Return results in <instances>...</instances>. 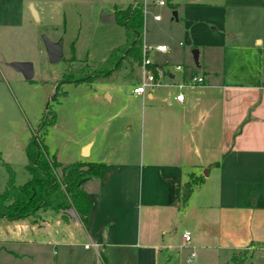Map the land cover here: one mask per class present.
I'll return each instance as SVG.
<instances>
[{"label": "crops", "instance_id": "crops-1", "mask_svg": "<svg viewBox=\"0 0 264 264\" xmlns=\"http://www.w3.org/2000/svg\"><path fill=\"white\" fill-rule=\"evenodd\" d=\"M72 1L0 0V12L7 15L17 2L21 20L31 8L38 23H47ZM209 6L217 42L207 52L218 64L204 67L205 83L186 88L182 103L169 91L143 98L150 102L142 125L148 148L134 161L102 163L108 166L102 178L85 186L92 204L87 225L53 210L11 221L31 239L6 236L0 246L33 249L26 256L6 247L12 254L5 259L39 262L47 247H61L63 261L56 264H242V251L264 248V0ZM85 146L82 162L92 155V143ZM188 182L192 192L183 201Z\"/></svg>", "mask_w": 264, "mask_h": 264}, {"label": "rangeland", "instance_id": "rangeland-1", "mask_svg": "<svg viewBox=\"0 0 264 264\" xmlns=\"http://www.w3.org/2000/svg\"><path fill=\"white\" fill-rule=\"evenodd\" d=\"M161 1L164 6L138 0L146 12L143 41L150 46L163 43L169 50L167 54H152L151 59L183 66L186 76L195 73L206 77L204 67L218 64L212 52H207L210 44L217 42L212 39L213 26L208 23V14L213 12L211 0ZM130 3L132 0H74L66 7V13L47 23H38L31 8L25 20H21L17 2H13V11L8 8L7 15L0 12V192L6 190L11 171L16 186L31 178L26 170V148L35 136H39L50 155L70 164L85 160L81 157L82 149L89 142L93 146L87 163L134 161L140 157L142 147L147 150L149 140L142 135V125L150 102L132 95L139 76L138 64L126 59L110 77L91 82L73 84L64 79L68 71L97 66L111 50L125 44L124 28L116 22L103 23L101 18L116 9H126ZM36 9L41 10L39 6ZM156 15L159 21L154 20ZM44 36L53 42L62 41L64 56L60 62L49 60ZM18 62L33 64V80H27L10 66ZM130 126L133 131L124 134ZM68 214L75 219L73 210ZM26 230L20 224L0 219V240L6 236L8 241L31 239ZM6 247L26 256L33 249L3 244L0 264L63 261L61 247H47L43 254L40 252L44 259L39 262L5 259L12 254ZM263 249L242 251V264H264Z\"/></svg>", "mask_w": 264, "mask_h": 264}, {"label": "trees", "instance_id": "trees-1", "mask_svg": "<svg viewBox=\"0 0 264 264\" xmlns=\"http://www.w3.org/2000/svg\"><path fill=\"white\" fill-rule=\"evenodd\" d=\"M116 23L125 30L126 41L111 50L105 61L95 67L74 69L65 75L66 83L79 84L113 75L126 59L142 63L144 11L137 2L124 10H116ZM27 172L31 176L22 186H16L11 171L7 188L0 192V219L21 221L36 218L41 211L53 210L69 219L73 210L79 222L86 226L92 207L85 186L89 181L100 180L108 166L102 163L79 162L63 164L50 155L46 146L35 136L26 148ZM194 182L182 186V200L187 201Z\"/></svg>", "mask_w": 264, "mask_h": 264}, {"label": "built area", "instance_id": "built-area-1", "mask_svg": "<svg viewBox=\"0 0 264 264\" xmlns=\"http://www.w3.org/2000/svg\"><path fill=\"white\" fill-rule=\"evenodd\" d=\"M157 4L160 6L165 5L163 1H159ZM145 13L144 11V15ZM154 19L160 20V17L154 16ZM168 51L166 45L150 46L143 41L142 63L139 66L137 84L132 88V95L146 98L148 95H153L156 91H169L173 92L175 102L182 103L184 101L183 91L186 88L200 86L205 83V78L201 75L191 73L189 76H186L183 66H171L167 63L157 64L151 59L152 54H166ZM174 73H178L180 78L175 79ZM182 237L185 243L191 241L190 232H184ZM194 259L195 254L193 253L186 262L190 263Z\"/></svg>", "mask_w": 264, "mask_h": 264}, {"label": "water", "instance_id": "water-1", "mask_svg": "<svg viewBox=\"0 0 264 264\" xmlns=\"http://www.w3.org/2000/svg\"><path fill=\"white\" fill-rule=\"evenodd\" d=\"M101 21L103 23H115L116 17L114 15H106V16L102 15ZM43 41L51 63L60 62L64 56L62 41L53 42L46 36L43 37ZM195 56H197L196 53ZM10 66L17 72L22 73L27 80L34 79V66L32 63L18 62V63H13ZM86 150L87 147L84 148V153H86Z\"/></svg>", "mask_w": 264, "mask_h": 264}]
</instances>
